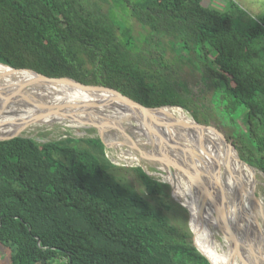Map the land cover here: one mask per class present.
<instances>
[{"label": "trees", "instance_id": "16d2710c", "mask_svg": "<svg viewBox=\"0 0 264 264\" xmlns=\"http://www.w3.org/2000/svg\"><path fill=\"white\" fill-rule=\"evenodd\" d=\"M237 15L203 0H0V63L108 87L149 108L180 107L193 120L164 110L199 124L214 116L238 141L240 159L264 173V46L254 45L264 26L243 17L244 40ZM180 65L197 74V90ZM170 195L140 167L111 164L99 138L0 141L9 264H216L173 223L166 210L180 206Z\"/></svg>", "mask_w": 264, "mask_h": 264}, {"label": "water", "instance_id": "95a60500", "mask_svg": "<svg viewBox=\"0 0 264 264\" xmlns=\"http://www.w3.org/2000/svg\"><path fill=\"white\" fill-rule=\"evenodd\" d=\"M4 66L13 72L23 71L29 78L21 82L0 81V130L16 129L11 135L0 136V141L21 137L24 130L34 125L65 121L78 127L94 128L104 146H126L144 161L172 170L178 166L170 154L186 153L188 129L211 130L233 148L213 127L195 121L187 125L173 119L163 120L157 114L164 107H145L117 90ZM78 93L84 98L75 99L73 95ZM136 136L143 137L145 143L139 142ZM237 160L264 178V173L241 160L238 153Z\"/></svg>", "mask_w": 264, "mask_h": 264}, {"label": "rangeland", "instance_id": "374dc122", "mask_svg": "<svg viewBox=\"0 0 264 264\" xmlns=\"http://www.w3.org/2000/svg\"><path fill=\"white\" fill-rule=\"evenodd\" d=\"M203 4L206 6H209L212 9H217L219 11L223 12H229L230 8L232 7L233 12L238 14L235 18V25L241 30L243 33L242 36L245 38L244 40H247L246 38V28H247V23L245 22L243 17H249L255 20L258 23H261L264 26V0H203ZM233 4H235L233 6ZM237 7V8H236ZM117 16L118 18L122 17L120 15V12L117 11ZM241 15V18L239 15ZM134 35L136 37H140L138 35L137 29H135ZM254 45L256 47H263L264 46V37H259L255 42ZM262 57L264 58V52L261 53ZM180 78L186 82H189L190 85L193 87L194 90H197L198 88L195 85L198 83V76L196 73H192V70L190 69V66L188 65H180ZM164 108H179L181 109L188 118L192 119V116L189 114V112L185 111L184 109L180 107H172V106H167ZM243 110L239 111L237 115H235V119L237 120L242 114ZM171 113H174L176 115V120L179 122H183L185 124L193 125V121L186 119L183 117L180 113L173 111ZM206 125L213 127L214 129L217 130L220 134L224 136L226 141L230 143L233 146V149L238 153V141L233 139L231 136V130L223 126L214 116L211 117L207 115L206 118ZM133 124H131L132 126ZM16 130V129H15ZM15 130L11 131H6V132H0V135H9L13 134ZM22 137H28L34 139L37 143L43 144L47 142H52V141H61V140H66V139H72V140H83L85 138H99L98 137V131L95 130L94 128H86V127H80L71 124L69 122H54L50 124H38L31 126L24 130L21 133ZM137 138L139 136H136ZM139 142L145 143V139L143 137L138 138ZM112 141V139H111ZM104 145V144H103ZM146 148H149L148 144H145ZM104 151H105V156L107 160L118 167H123V168H133V167H140L149 177L152 179L168 184L170 187V196L171 199L174 203L178 204L180 207L176 206H170L166 212L173 221V223L180 225L182 227H185L188 229L192 234H193V239L195 245L199 248L201 244H198L196 241L195 233L199 235V232L197 230V225H196V218L192 217L191 212L188 210L189 208L187 207L186 202H184V199H187L190 204L195 205L198 203L199 205L203 208H201L203 214L205 216H208L209 213L211 214V209L208 207L206 203L202 201V199L195 197L192 192L195 191V193H198V188L196 186H193L190 190L186 188V177L183 174V172L178 173V169L176 168L175 170L169 172H165L166 168L164 170L161 169V166L158 164L152 163V162H147L144 161L136 152L130 150L126 146H117V145H112L110 147L104 146ZM239 155V154H238ZM55 157L61 161H65V158L62 155H55ZM196 157V162L201 163V160L204 158ZM175 160L179 159V156L176 155L174 156ZM187 165V170L189 173L193 176L195 181L200 185L203 190L205 191V195L207 198L210 200L211 203H213L214 207L216 208V212L213 215V223H212V229L211 230V235L212 237L214 236V244L217 246L218 252H221L224 250V241L222 236L220 235V232H226L227 234L231 235V232L226 229V224H224V221L228 220V215H226V208L223 206L222 201L220 202V196H219V190L217 187L218 186V176L214 175V172L210 169L209 172L205 173V169L202 170V174H198L196 171L190 170L189 165L187 162H184ZM199 166H202V163L199 164ZM241 171V170H240ZM243 172V171H242ZM245 173V172H244ZM172 175L177 182L179 183L181 189L184 191V197H182L177 191V189L173 188L172 183L170 182V178L168 175ZM247 174V173H245ZM248 175V174H247ZM250 176V175H248ZM116 177L122 184H126L132 188H134L136 191L139 193L143 191V187L140 185L139 182L133 183L130 176L126 177L124 174L117 172ZM251 177V176H250ZM256 179L257 183L255 185L250 184V187L253 191L254 196L259 199L263 205H264V178L261 174L258 172L256 173ZM213 183V185L210 182ZM190 183V182H188ZM259 183V184H258ZM192 184V183H191ZM227 194H229L227 192ZM230 197V195H228ZM227 196V198H229ZM170 205V204H167ZM200 206V207H201ZM188 208V209H187ZM238 210V209H237ZM224 218V219H223ZM235 220L237 221H243V214L242 212H235ZM223 220V221H222ZM223 222V223H222ZM215 224V226H214ZM223 225V226H222ZM206 227V224L204 225V228ZM263 228L264 226L261 225ZM219 231H218V229ZM233 245H235L234 242H231ZM202 246V245H201ZM204 247V246H203ZM208 253V252H207ZM209 255V254H208ZM214 257L217 259V256ZM218 261V260H217ZM0 264H9V254L8 250L4 248L0 244ZM219 264H225L224 262H219Z\"/></svg>", "mask_w": 264, "mask_h": 264}, {"label": "bare ground", "instance_id": "6f19581e", "mask_svg": "<svg viewBox=\"0 0 264 264\" xmlns=\"http://www.w3.org/2000/svg\"><path fill=\"white\" fill-rule=\"evenodd\" d=\"M28 78L29 75L23 71L13 72L5 66H0V81L2 82H21ZM73 96L75 99L84 98L80 93L74 94ZM157 115L163 120H176V115L174 113L164 109ZM181 115L185 117L183 114ZM11 130L15 129H3L0 130V132ZM187 132L188 133L185 134V139L189 143H187L188 147L186 153L183 155L179 154L178 160L174 158L176 154L173 156L170 154V156L177 163L178 173L179 171L183 172L187 178L186 188L190 190L193 186H196L199 191L198 193L194 191L192 194H195L194 196H197L199 199L201 198L211 209V214L209 213L208 216H205L201 210V208H203L201 204L199 205L197 203L195 206L189 204V201L183 198L184 202L188 203L187 207L189 209H187L191 212L193 217L196 218V228L199 235L196 233L195 235L203 243L206 256L216 264H219V262H224L225 264H264V227H261V225L264 226V205L254 196L250 187V184L255 185L257 183L256 177L248 170L239 168L235 165L244 166L237 160V152L214 134L205 130L201 131L196 129H188ZM201 155V158H204L201 160L203 167L199 166L201 163L197 164L196 162V157H200ZM184 162L188 163L190 170L194 169L198 174H202L203 169H205V173L209 172L208 169H210L214 172V175L218 176L219 187L217 188L220 196L219 201H222L223 206L226 208L225 213L229 215V219L224 221V224H226V229L231 232V235L226 232H220L224 241V250L221 252H218L216 249L217 246L214 244L215 238L210 234L211 230H214V228L212 229L211 227L213 226V215L216 212V208L205 195L203 188L198 185L193 176L189 173L187 165ZM161 169L164 170L163 167H161ZM164 171L168 173L169 169L167 168ZM168 177L170 178L173 188L177 189L180 195L184 197V191L181 189L177 180L170 174ZM210 183L213 185L212 182ZM227 192L229 194H227ZM228 195H230V197ZM227 196L229 198H227ZM237 211L242 212L243 221L234 219L235 212L237 213ZM205 224L206 227L204 228ZM230 241L234 242L235 245L230 243ZM206 247L214 252L217 259L208 255Z\"/></svg>", "mask_w": 264, "mask_h": 264}, {"label": "flooded vegetation", "instance_id": "af4514ba", "mask_svg": "<svg viewBox=\"0 0 264 264\" xmlns=\"http://www.w3.org/2000/svg\"><path fill=\"white\" fill-rule=\"evenodd\" d=\"M187 200V199H186ZM190 204V203H189ZM228 215V214H227ZM192 217H193V215H192ZM231 218V217H230ZM193 219H194V217H193ZM224 219V218H223ZM228 219H229V215H228ZM235 219V218H234ZM223 221V220H222ZM223 223V222H222ZM223 226V225H222Z\"/></svg>", "mask_w": 264, "mask_h": 264}]
</instances>
